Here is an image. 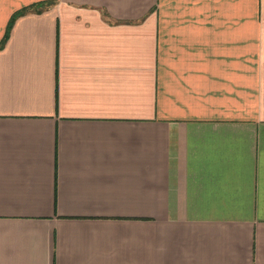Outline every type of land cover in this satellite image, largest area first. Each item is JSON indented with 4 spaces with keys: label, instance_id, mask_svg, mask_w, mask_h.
<instances>
[{
    "label": "crops",
    "instance_id": "crops-1",
    "mask_svg": "<svg viewBox=\"0 0 264 264\" xmlns=\"http://www.w3.org/2000/svg\"><path fill=\"white\" fill-rule=\"evenodd\" d=\"M0 264H264V0H0Z\"/></svg>",
    "mask_w": 264,
    "mask_h": 264
}]
</instances>
